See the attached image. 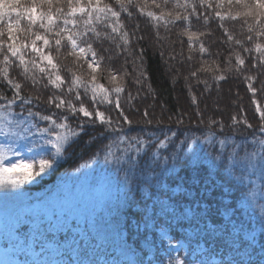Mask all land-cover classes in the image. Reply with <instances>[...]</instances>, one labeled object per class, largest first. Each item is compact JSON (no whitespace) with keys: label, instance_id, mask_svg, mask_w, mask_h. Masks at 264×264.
Instances as JSON below:
<instances>
[{"label":"snow or ice","instance_id":"obj_1","mask_svg":"<svg viewBox=\"0 0 264 264\" xmlns=\"http://www.w3.org/2000/svg\"><path fill=\"white\" fill-rule=\"evenodd\" d=\"M134 12L137 18H144L145 25L151 26L158 41L168 39L167 35L161 37L162 28L166 34L179 29V62L183 65L187 61L185 81L189 90L193 87L192 80L202 83L205 92H211L213 85L218 86L228 78L225 68L213 59L211 52L218 30L221 33L219 43L228 46L229 55L223 64L227 72L244 83L255 105L251 116L254 123L249 122L244 108L237 109L229 125L233 130L231 137L223 135L222 121L208 117L207 128L201 130L200 135L204 137L202 143L208 149L216 174H201V170L193 169L186 179L182 178L181 195L176 199L168 195L173 205L183 202L188 207L178 209L161 203V212L173 218L190 217L191 222L203 223V239L210 245L216 235L217 222L213 221V227L209 228L210 208L199 205H210L214 198L220 197L215 202L227 208L224 200L236 189L240 193L239 202L258 209L261 235H264V104L256 99L258 91L264 94V0H30L29 3L0 0V218L3 221L0 246L6 251L11 249L26 257L28 253L33 256L31 261L11 259L5 264H96L93 260L78 258L79 249L71 247L78 243L75 238L68 245L56 240L57 233L67 231V221L55 211L54 203L69 200L77 186L95 201L96 208L121 192L128 196L143 190L152 198L156 195L153 185L160 180L157 169L162 167L165 172L175 173V167L179 166L176 156L170 157L164 151L170 145L172 150L176 148L177 133L171 128L167 131L153 129V119L149 118L151 113L147 110L141 114L146 127L138 130L133 127V120L127 113L135 97L125 92L124 84L131 74L126 67L118 71L110 63L113 49H116L117 56L127 53L124 56L126 65L133 55V39H143L137 36L139 20L131 33L127 30L126 21L134 18ZM22 22L26 23L22 25ZM245 33L247 45L238 38ZM105 41L110 47H104ZM185 44L187 56L184 55ZM53 50L57 55L67 50L72 67L62 68ZM242 53L248 54L247 64ZM164 55L161 51V59ZM169 58L176 60V55ZM138 59H143L142 49ZM132 63L135 71L137 59ZM145 79L141 64L135 83L142 84ZM28 84L34 89L40 85L50 91L43 95L37 89V95H25L24 88ZM192 101L197 103L195 96ZM196 115L201 117L199 123L203 124L204 113L197 111ZM73 122L76 127H72ZM177 123L182 124L183 118ZM241 125L253 130L251 137L235 139L240 131L237 126ZM89 129L99 132V136H90L89 141L103 145L92 159H102L106 166H113L116 178L86 173L82 179L77 178L78 184L61 185L33 202L25 186L42 181L45 175L53 172L58 158L79 138L88 135ZM196 140L199 142L200 138ZM86 167L91 168L92 164ZM160 194L165 195L164 192ZM146 212L147 205L145 215ZM143 222L147 225V221ZM153 227L158 224L154 222ZM224 231L230 230L226 227ZM63 239L68 240V237ZM160 239L161 243L170 240L164 231ZM237 240L240 246H251L256 236L247 240L235 237L233 251H237ZM37 245L40 252H32ZM168 246L177 247L172 243ZM223 246L226 250L230 247L228 243ZM261 247L264 248V244ZM66 252L77 258L55 259ZM213 254L219 255L214 251L209 253ZM37 256L52 259L40 260ZM128 264H142V261L129 259ZM174 264L216 262L177 259ZM219 264H251V261L238 256L228 259L221 256Z\"/></svg>","mask_w":264,"mask_h":264},{"label":"trees","instance_id":"obj_2","mask_svg":"<svg viewBox=\"0 0 264 264\" xmlns=\"http://www.w3.org/2000/svg\"><path fill=\"white\" fill-rule=\"evenodd\" d=\"M29 2L30 0H22V3ZM143 19L137 18L134 12V18L131 21H126L127 30L131 33L139 20L140 31L137 32V36L143 37L141 40L133 39V55L129 56L128 63L124 64V56L127 53L117 56L116 49H113V59L110 63L118 71L123 70L122 66L126 67L131 74L124 80V84L125 92H131L135 97L132 105L128 106L127 113L133 120V127L137 130L146 127L141 114L147 110L151 113L149 118L153 119L151 125L153 129L163 128L167 131L171 128L173 132L177 133L179 139L175 142L176 148L172 150L170 145L169 149L164 151L170 157L175 155L179 166L175 167V173L165 172L162 167L157 169L160 180L158 184L153 185L155 197L149 198V195L143 190L139 194H129L128 196H125L123 192L118 195L114 194L109 202L96 210L93 209L91 215L84 218L81 223L71 220L66 213L59 214L67 221V231H61L56 236L65 245L70 244L71 240L75 238L78 243L72 244L71 247L79 249L78 258L93 260L96 264H106V262L112 264L113 261L118 264H128L129 259L141 260L142 264H169V262L174 264L177 259H211L219 264L221 256L225 259L238 256L246 261L250 260L251 264H264V248L261 247L264 244V235H261L258 209L245 207L239 202L240 193L236 189H232L231 196L224 200V204L229 206L227 208L215 202L220 197L214 198L210 205L208 203L199 205L201 208H210L207 221L209 228L213 227V221L217 222L215 225L216 235L212 238L210 245L206 244L203 239V223L191 222L190 217L189 219L173 218L160 210L161 203L172 205L178 209L188 207L183 202L173 205V202L168 200V195H171L173 199L181 195L184 187L182 178L186 179L193 169L201 170V174L207 172L216 174L208 149L202 143L204 137L200 135L201 130L207 128L208 117L211 116L222 121L225 126L223 135L231 137L233 136V130L229 127L231 117L237 114L238 108H244L249 122L254 123L251 116L255 111V105L251 103L250 93L246 92L244 83L237 80L233 73L227 72V66L223 64L229 55L228 46L219 43L221 33L218 30L215 32L217 42L212 44L211 52L213 59H216L217 63H221L225 68L224 74L228 78L220 82L218 86L213 85L211 92H205L202 83L198 84L192 80L193 87L189 90L185 81V76L188 75L187 61L183 65L179 62L181 60L179 29L175 28L171 33L166 34L162 28L161 37L167 35L168 39L158 41L151 26L145 25ZM24 23L26 22H22V25ZM212 27L215 28V25ZM237 32H240L239 28ZM245 35L246 33L240 34L238 38L244 40L247 45ZM104 47H110L107 41L104 42ZM141 49L143 50V59L139 60ZM161 51L165 54L164 59H161ZM216 53H220L219 57L215 56ZM172 54L176 55V60L169 58ZM53 55L56 56L62 68L72 67V58L67 57V50H62L59 55L53 50ZM184 55H188L186 44ZM242 55L246 58L247 64L248 54L242 53ZM133 59H137L135 71H133ZM106 63L109 62L106 61ZM141 64L147 79L138 85L135 80ZM177 69L179 73H177ZM62 74L67 75L63 71ZM102 82L107 83L106 81ZM209 83L211 84V80ZM37 89L43 95H47L50 91L42 89L40 85L34 89L28 84L24 88V94L37 95ZM193 96L196 97L197 103H193ZM230 96L234 98L233 105L227 100ZM212 98L215 100L218 98L219 101L215 103L217 105L213 106ZM256 99L264 104V94L259 91ZM42 107L45 106L42 105ZM197 111L204 113L203 124L199 123L201 117L196 115ZM113 115H115L114 112ZM179 118H183L182 124L177 123ZM72 127H76L75 122L72 123ZM237 127L240 131L236 134L235 139L252 136L253 130L242 125ZM156 134L159 135V132ZM93 135L99 136L98 130L89 129L88 135L79 138L77 143H74L62 157L58 158L55 170L47 176V179L27 189L28 194L49 193L65 183H72L74 179L86 173L107 175L115 179L117 173L113 166H106L102 159L99 161L92 159L97 149L103 146L99 142L89 141V137ZM197 137L200 138L199 142L196 140ZM212 151L214 153V150ZM89 163L92 164L91 168L86 167ZM177 185H181V187H177ZM161 192H164L165 195H161ZM154 203L156 204L155 212H153ZM145 205H147L146 215L144 214ZM94 210L95 212H93ZM149 217H154V220H149ZM143 221H147V225ZM154 222L158 224V227H153ZM233 225L236 226L235 229ZM226 227L230 231L225 232ZM161 231L168 233L169 241L161 243ZM252 235L256 236L254 244L240 246L239 240H237L235 245L237 251L231 250L235 237L247 240ZM65 236L68 237V240L63 239ZM197 241L199 242L197 243ZM169 243L176 244L177 247L170 248ZM224 243L229 244L228 250L224 248ZM213 251L219 255H209ZM64 256L67 261L70 260V257L77 258L68 252Z\"/></svg>","mask_w":264,"mask_h":264},{"label":"rangeland","instance_id":"obj_3","mask_svg":"<svg viewBox=\"0 0 264 264\" xmlns=\"http://www.w3.org/2000/svg\"><path fill=\"white\" fill-rule=\"evenodd\" d=\"M227 100L231 105H233V102H234L233 96H230L229 98H227ZM212 101L214 103L213 104L214 106V105H217L215 103H217L219 100L218 98L217 100H215V98H212ZM47 176L48 175H45L43 180L47 179ZM82 177L83 176H80L79 178L82 179ZM40 182L41 181L34 182L31 185H26L25 187L28 189L29 187L38 185ZM78 182L79 181L76 178L72 181V183L69 182V183H65L64 185H69V187H71L73 184H78ZM43 194L44 193L31 194L30 197L32 198L33 202H35L36 198L39 196H42ZM53 207L58 214L66 213L70 217L71 220L75 222H79V223L83 222L84 218H86L88 215H91L90 213L92 212L93 209L99 208V207L96 208L95 201L90 199L88 194L82 189H80L79 186H77L76 191L72 193L69 200L65 202H55ZM2 232H3V221H2V218H0V233ZM56 240H59L58 236H56ZM51 243H54V242H51ZM32 252L39 253L40 252L39 246L38 245L35 246L32 249ZM47 255H50V253ZM25 258L31 261L33 259V256L31 253H28L26 257L25 254L12 252L11 249L6 251L2 246H0V264H5L6 261H9L11 259H18L20 261H23ZM36 259L51 260L52 257L37 256ZM55 259L60 260V261H67L64 255L56 256Z\"/></svg>","mask_w":264,"mask_h":264}]
</instances>
